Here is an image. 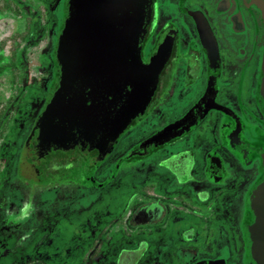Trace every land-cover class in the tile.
<instances>
[{"label":"flooded vegetation","instance_id":"af4514ba","mask_svg":"<svg viewBox=\"0 0 264 264\" xmlns=\"http://www.w3.org/2000/svg\"><path fill=\"white\" fill-rule=\"evenodd\" d=\"M263 45L264 0H151L140 58L160 69L144 108L110 144L81 130L39 138L52 64L17 137L0 231L37 211L33 230L56 264L250 262L243 230L254 225L251 188L263 176ZM89 230L98 239L80 236Z\"/></svg>","mask_w":264,"mask_h":264},{"label":"water","instance_id":"95a60500","mask_svg":"<svg viewBox=\"0 0 264 264\" xmlns=\"http://www.w3.org/2000/svg\"><path fill=\"white\" fill-rule=\"evenodd\" d=\"M151 0H62L61 21L51 52L54 78L36 120L39 138L68 139L74 130L86 137L104 135L113 143L123 127L144 108L161 61L143 66L140 49ZM264 114V45L255 93ZM263 176L252 185L254 225L243 230L253 258L264 264Z\"/></svg>","mask_w":264,"mask_h":264},{"label":"rangeland","instance_id":"374dc122","mask_svg":"<svg viewBox=\"0 0 264 264\" xmlns=\"http://www.w3.org/2000/svg\"><path fill=\"white\" fill-rule=\"evenodd\" d=\"M59 3L60 0H0V198L7 194L5 186L18 134L42 103L52 77L51 52L61 20ZM3 216L0 212V221ZM30 216L19 228L7 231L9 234L0 231V264H56L46 252L48 249L42 248V233L33 230L39 220L37 211ZM89 218L97 222L98 215ZM89 232L80 236L98 239L92 230Z\"/></svg>","mask_w":264,"mask_h":264},{"label":"trees","instance_id":"16d2710c","mask_svg":"<svg viewBox=\"0 0 264 264\" xmlns=\"http://www.w3.org/2000/svg\"><path fill=\"white\" fill-rule=\"evenodd\" d=\"M6 5H7V4H6ZM4 7H6V6H4ZM1 57H2V54L0 53V58H1ZM10 63H11V62H10ZM10 63H9V64H10Z\"/></svg>","mask_w":264,"mask_h":264}]
</instances>
